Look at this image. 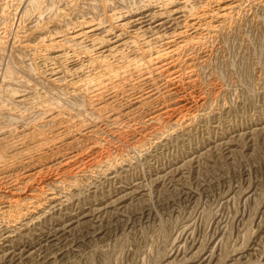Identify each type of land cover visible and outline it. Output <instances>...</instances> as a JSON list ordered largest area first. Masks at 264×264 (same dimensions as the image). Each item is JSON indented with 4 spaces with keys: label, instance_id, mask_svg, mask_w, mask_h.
Wrapping results in <instances>:
<instances>
[{
    "label": "rangeland",
    "instance_id": "obj_1",
    "mask_svg": "<svg viewBox=\"0 0 264 264\" xmlns=\"http://www.w3.org/2000/svg\"><path fill=\"white\" fill-rule=\"evenodd\" d=\"M217 4L0 0V264H264V0Z\"/></svg>",
    "mask_w": 264,
    "mask_h": 264
},
{
    "label": "bare ground",
    "instance_id": "obj_2",
    "mask_svg": "<svg viewBox=\"0 0 264 264\" xmlns=\"http://www.w3.org/2000/svg\"><path fill=\"white\" fill-rule=\"evenodd\" d=\"M222 1H223V0H209V2H211V4H212V3H218V4H221ZM224 1H225V0H224ZM164 2H165V1H164ZM173 2H174V1H173ZM206 2H207V1H206ZM209 4H210V3H209ZM218 4H217V6H218ZM170 5H171V4H170ZM208 6H209V5H208ZM227 6H228V5H227ZM233 6H234V5H233ZM230 7L232 8V6L229 5V8H230ZM179 8H180V7H179ZM179 8H178V9H179ZM205 8H206V7H205ZM231 8H230V9H231ZM219 9H221V8H219ZM230 9H229V10H230ZM202 10H203V9H202ZM208 10H209V9H208ZM178 11L180 12V10H178ZM178 11H177V12H178ZM223 11H225V6H224V8H222L221 13H222ZM230 11H231V10H230ZM174 12H175V11H174ZM228 12H229V11H228ZM228 12H227V13H228ZM208 13H209L208 11H204V10H203V11H199V12H197V13H195V14L193 15L194 18L192 17V14H191V17L193 18V19H191V20H193L194 23H193V24L191 23L192 25H187V23H188V22H187V23H186L187 26H186V25H185V26H186V27H192V26L195 27L196 25L199 26L198 23H199L200 21L204 20V18H208ZM210 13H211V12H210ZM219 13H220V12H219ZM210 15H212V14H210ZM210 15H209V16H210ZM213 15H214V13H213ZM222 15H223V14H222ZM226 15H227V14L225 13V16H226ZM169 16H170V15H169ZM215 16L217 17V16H219V15H215ZM210 17H211V16H210ZM219 17H220V16H219ZM167 18H168V17H167ZM213 18H214V17H213ZM188 19H189V18H188ZM214 19H215V18H214ZM214 19H213V20H214ZM191 20H190V22H191ZM205 20H206V19H205ZM210 20H211V19H209L208 22H211ZM216 21H217V20H216ZM202 23H203V22H202ZM173 33H175V32H173ZM179 33H181V32H179ZM176 34H177V33H176ZM181 34H182V33H181ZM182 35H183V34H182ZM166 36H167V35H166ZM166 36H165V37H166ZM172 36H173V35H172ZM177 36H178V35H177ZM168 37H170V36H168ZM174 37H175V36H174ZM180 37H181V36H180ZM159 39H160V38H159ZM163 39H164V38H163ZM166 39H168V38H166ZM168 40H169V39H168ZM175 40H176V39H174V41H175ZM169 41H170V40H169ZM171 42H173V41H171ZM167 43H169V42H167ZM167 43H165V44H167ZM173 43H174V45L177 44V43L175 44V42H173ZM181 43H182V42H181ZM179 45H180V44H179ZM176 46H177V45H176ZM182 47H183V46H182ZM178 48H179V47H178ZM180 48H181V47H180ZM174 49H175V48H174ZM166 50H167V49H166ZM171 50H172V47H171ZM171 50H169V51L171 52ZM172 51H173V50H172ZM166 53H168V52H166ZM159 55H160V54H159ZM173 55H174V53H173ZM158 57H159V56H158ZM159 58H161V57H159ZM44 201H45V200H44ZM14 202H15V201H14ZM35 203H36V202H35ZM26 212H27V211H26ZM16 215H17V214H16ZM18 215H19V214H18Z\"/></svg>",
    "mask_w": 264,
    "mask_h": 264
}]
</instances>
